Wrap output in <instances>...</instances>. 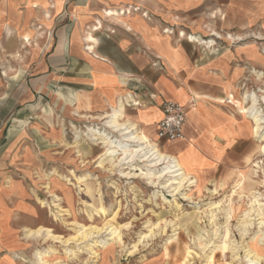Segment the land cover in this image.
<instances>
[{"label": "crops", "instance_id": "0c3cea01", "mask_svg": "<svg viewBox=\"0 0 264 264\" xmlns=\"http://www.w3.org/2000/svg\"><path fill=\"white\" fill-rule=\"evenodd\" d=\"M24 32L39 41L27 57L29 66L43 71L38 90L73 87L76 113H90L80 116L117 110L119 123L160 143L200 185L221 166L231 173L218 185L240 170L232 164L242 162L243 139L253 133L230 108L227 87L241 93V84L264 73L257 55L264 48V0H0V49L12 53ZM3 98L0 75V264H25L35 206L17 178L12 150L26 131L13 121L3 124ZM167 99L186 107L183 137L172 142L157 139L160 104ZM135 104L151 124L127 118ZM21 154L22 160L29 157V145Z\"/></svg>", "mask_w": 264, "mask_h": 264}, {"label": "rangeland", "instance_id": "374dc122", "mask_svg": "<svg viewBox=\"0 0 264 264\" xmlns=\"http://www.w3.org/2000/svg\"><path fill=\"white\" fill-rule=\"evenodd\" d=\"M18 39V47L12 53L5 47L0 49V75L3 124L13 121L26 131L25 138L19 139L12 150L18 159L17 178L35 206V232L26 235L25 264H250L252 246H257L264 256V225L258 224L259 216L255 212L247 218L251 225L243 223L247 198L232 197L231 217L226 222L225 196L230 193L231 179L224 187H220L223 180L217 183L231 172L222 171L221 166L219 171L207 175L206 186L196 182L194 187L187 182L172 194L171 188L162 187L166 179L157 180L147 174L157 168H149L138 158L128 163L112 161L104 154L100 140L88 139L82 132L86 126L102 127L101 121L85 117L90 113L86 115L79 109L73 112V87L61 85L51 92L38 90L37 81L43 71L29 66L27 57L28 49L38 47L39 41L29 32ZM257 55L264 60V48ZM259 75L254 82L241 84L240 90L255 92L264 127V73ZM228 89L238 103L241 93L233 87ZM238 106L243 108L244 104L239 102ZM133 107L126 110L127 118L139 126L151 124L147 113L135 109L139 104ZM230 108L241 117L235 105ZM241 119L243 129L250 133L252 121ZM56 133L59 136L51 135ZM260 142L257 137L245 136L243 160L232 166L240 169L246 183L256 186L264 198V154L258 151ZM25 144L29 145L30 154L22 160ZM248 155L259 160L251 174L250 159L246 163L244 160ZM219 201L221 204L216 207ZM260 209L264 216V207ZM226 230L229 248L223 255L219 246ZM187 248L190 255L185 258ZM211 253L213 257L209 259ZM255 264H264V257Z\"/></svg>", "mask_w": 264, "mask_h": 264}, {"label": "bare ground", "instance_id": "6f19581e", "mask_svg": "<svg viewBox=\"0 0 264 264\" xmlns=\"http://www.w3.org/2000/svg\"><path fill=\"white\" fill-rule=\"evenodd\" d=\"M227 37L229 39L233 38L231 35ZM86 39L88 41H91L93 38L88 35L86 36ZM189 39L191 41H199L200 43H204L196 36L190 35ZM85 49L88 50V52L92 51V48L90 46L86 47ZM239 102H242L244 104L243 108H240L238 106ZM239 102L235 103L234 101H232L231 103L237 107L239 113L243 118H250V120L252 121L253 137H257L261 141L258 147V151L264 154V127L262 125L263 117L261 116V111L257 109L258 99L255 92L244 90V92H242L239 96ZM73 112L76 113L75 108ZM119 117L120 113L117 110H113L112 113L104 114L103 116L91 117L92 119H99L102 123V127L86 126V130L82 132L85 136H87L88 139L100 140V143H103V146L105 148L104 154L108 155L110 159H112V161H115L117 163H128L131 162L134 158H138L139 161L145 162L149 168H157V171L149 170L147 174H150L154 177V179L157 180L166 179V182L162 185V187L171 188L170 191L172 192V194H175L183 185V183L188 182L191 185L193 184L192 186L194 187L197 186V181L191 178L186 172H184L181 165L175 159L162 152L156 142H154L149 135H147L146 133L137 132L134 127L124 126L122 123L118 122ZM79 136V134L76 135V137ZM261 161L262 160H260V162ZM249 165V174H251L255 172L252 168L259 166V160H256L254 158L250 159ZM225 184L226 182L223 180L220 184V187H224ZM230 186V193L225 196V201L227 200V210L225 212L226 222H228L229 218L231 217L232 197L236 195L238 199L245 197L248 200V209L245 210L242 214L244 216L243 223L249 225L251 219L247 220V218H249L251 214L256 212V216H259L257 218V220L259 221L258 224L260 226L264 225V216H262L260 209L262 206L264 207V198L261 192L258 191L257 187H252L246 183L245 174H243L241 170H238L236 172L234 178L231 180ZM214 190L216 191V189ZM220 204L221 201L215 203V206L218 207ZM34 232L35 230L29 234H33ZM228 234V231L225 232V236L223 237L224 240L222 244L220 243L221 245L219 246V250L223 255L226 254V251L229 248L227 243V239L229 237ZM262 235L263 234H261V237ZM249 252L252 253L251 257L253 258L252 260L250 259V264H255L264 257L257 246H252L249 249ZM189 255L190 251L189 248H187L185 258ZM212 257L213 253L209 255V259H212ZM45 262L44 264L47 263Z\"/></svg>", "mask_w": 264, "mask_h": 264}, {"label": "built area", "instance_id": "2783aa9c", "mask_svg": "<svg viewBox=\"0 0 264 264\" xmlns=\"http://www.w3.org/2000/svg\"><path fill=\"white\" fill-rule=\"evenodd\" d=\"M162 116L157 122L158 141L172 142L183 137L186 123V107L178 101L167 99L161 102Z\"/></svg>", "mask_w": 264, "mask_h": 264}]
</instances>
